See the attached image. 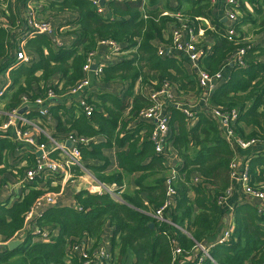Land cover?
<instances>
[{
	"label": "trees",
	"instance_id": "trees-1",
	"mask_svg": "<svg viewBox=\"0 0 264 264\" xmlns=\"http://www.w3.org/2000/svg\"><path fill=\"white\" fill-rule=\"evenodd\" d=\"M6 1L0 3L4 5ZM35 1L41 2V19L74 14L76 19L71 22L73 31L69 35H76V41L67 47L54 46L53 39L46 35L23 39L13 29L14 23L5 21L4 14L0 25V78L12 66V47L19 42L25 41L29 50L41 56L38 63L7 73L11 93L3 100L5 110L17 108L23 97L31 103L40 97L45 99L48 90L53 89L58 98L52 102L50 117L41 119V126L47 129L49 120L54 121L51 137L57 141L70 135L90 139L89 144L78 146L85 168L99 182L120 188L134 177L136 189L120 198L80 191L74 195L75 206L55 204L32 222L34 229L50 232V241L41 240V235H34V229H28L25 243L9 251L7 243L25 230V217L36 201L48 193L62 195L63 188L71 185L63 176L55 175L47 182L44 178L38 180L43 188L33 189V183L24 179L19 199L11 205L0 203V264H83L73 252L74 247L90 239L96 248L107 227L113 230L112 264H123L130 257L131 264H195L194 259L202 256L200 248L209 249L214 261L204 259L201 264H264V216L254 206L257 201L240 202L232 213L218 204L233 184L231 164L235 157L218 120L200 108L194 111L197 123L191 126L179 108L168 107L169 141L182 161L174 168L167 165L166 157L156 151L151 141L154 124L139 118L142 110L153 105L143 89L160 91L168 84L179 98L201 97L198 76L189 69L188 61L172 51L159 54V43L165 50L171 48V36L165 38L168 28L185 25L198 36L200 67L210 76L234 59L228 81L214 92L210 105L221 112L238 113L234 123L237 137L264 142V46L251 44L243 31L246 25H255V34L264 33V0H239L240 17L235 24L237 36L233 38L226 25L215 18L210 0H176L177 6H171L170 0H147L146 5L143 0H113L106 7L111 20L102 19L90 0ZM204 19L210 23L202 24ZM18 27H22V21ZM58 35L60 30L59 39ZM104 41L116 42L127 54L120 62L104 67L101 80L122 83L125 91L90 96L87 102L94 112L87 117L77 104L67 106L60 96L85 78L87 55ZM212 42L214 46H210ZM240 50L244 51L241 56ZM137 83L142 91L135 93ZM28 116L38 121L37 113L31 111ZM2 121L0 115V126ZM243 126L253 127L252 131L246 135ZM95 139L104 141L95 143ZM40 141L45 143L47 139L41 137ZM253 147L241 153L250 158L246 164L249 187L261 190L264 146L258 150ZM17 149L0 131V189L22 180L27 168L35 164L34 153L20 156ZM112 149L117 150L119 170L109 173L111 161L107 153ZM173 171L176 178L171 187L175 191L172 198L167 179ZM73 172L75 180L84 175L80 170ZM195 179L199 182L194 183ZM169 201L173 204L165 210L164 220H156L153 215ZM229 219L234 228L230 240L224 244H216L218 238L211 242L221 235L224 222ZM176 249L181 250L180 255L175 256Z\"/></svg>",
	"mask_w": 264,
	"mask_h": 264
},
{
	"label": "built area",
	"instance_id": "built-area-1",
	"mask_svg": "<svg viewBox=\"0 0 264 264\" xmlns=\"http://www.w3.org/2000/svg\"><path fill=\"white\" fill-rule=\"evenodd\" d=\"M14 1V0H12ZM17 1V0H15ZM92 5L97 9V13L104 20H111L113 17L110 16V13L106 11V7L109 2L113 0H90ZM104 1L105 5L102 6L101 2ZM218 0H210L212 5H215ZM225 12L227 22L231 23L227 26L226 30L230 38L237 36L235 24L239 22V10L240 6L239 0H224ZM6 6L0 3V25H3L4 14ZM28 11L24 13L22 20V27L19 28V33L22 35L23 39L31 38L39 35H46L51 37L54 41V46H62L61 41L56 37L57 28L53 23L52 19H39L37 17L36 10L32 6H27ZM167 14V13H165ZM178 17V14L176 15ZM173 27L171 30V48L169 53L178 54L181 59L182 57L188 61L194 73L197 74L199 84L201 87V97L205 108H207L206 115L214 117L218 120L220 128L225 136L226 141L231 145L234 150V160L231 164V180L232 183H237L242 189V193L245 198L243 201L254 203L257 201V204H254L258 213L264 216V187L261 190H253L249 187V175L247 171V165L244 167H239L236 162L237 150L246 151L247 149L262 144L264 142L259 141L258 139L244 140L235 135L234 123L238 117L236 111L232 112H221L212 105H210V98L217 89V85L223 80L222 71L214 76H210L207 72L203 71L200 67L201 61V50L198 47V36L193 32L192 29H188L185 25L180 27ZM107 45L110 48L111 52L114 54H121L120 46L113 41H104L100 42L98 46ZM164 50L159 51L160 56L169 54ZM244 54L243 50L238 52V55L241 56ZM14 62L12 66L6 71V74L0 78V115L3 116V121L0 126V131L2 134H5L13 143L18 146L17 151L20 156L26 155L28 152H32L36 155L35 164L32 167H28L26 170L25 177L19 181V183L24 184L25 181L32 182L33 189H39L41 185L38 184L42 178L51 179L55 175L63 176L64 181L71 183H76L73 171L80 170L84 172V175L79 177L77 180L82 181L86 175H90L93 179L92 174L85 168V165L82 162L78 146L80 144H89L90 139L73 137L72 135L68 136L62 141H57L48 135L47 131L41 126V119L43 117H50V107L52 102L57 98L53 89L48 90L47 98L36 99L33 103L29 101L27 97H23L20 105L11 110H5V103L3 102L6 99V96L10 94L11 89V80L7 75L8 72L19 69L22 67H28L34 62V58L26 52L24 44H19L16 46V49L12 51ZM96 56L95 51L90 52L87 55L86 63L84 66L85 74L91 72V67ZM242 65V64H241ZM96 72L99 74L102 73V68H98ZM90 82L88 77L85 78L74 88L69 90L70 96L82 95L81 100H78L79 107L84 111L87 117H90L94 109L92 106H89L86 97L89 93ZM148 99L153 103L151 107H148L142 110L139 113V118L146 121H150L154 124V130L151 135V141L154 143L156 151L168 157L169 149L171 148L170 138V116L168 113L169 106H175L179 108L190 120L191 126L195 123L196 118L194 117V110L190 107H186L183 104H167L165 101H172L175 97L173 88L166 84L160 91H151V89H143ZM142 91V89L140 90ZM36 107L34 110L38 114V121L31 120L28 116V113L31 111V105ZM25 109V113L19 114L21 110ZM43 136L47 139V142L41 143L39 140ZM68 142L73 143L72 148H68L66 144ZM41 152L42 155L37 157V153ZM176 173L173 171L171 176L167 179V186L169 189V195L173 198L175 191L171 189L173 182L175 181ZM95 179V178H94ZM36 182V183H35ZM197 179L194 180V183H198ZM233 184L231 188L227 191L225 197L220 198L218 204L221 207H227V199L229 193L234 188ZM55 186V184H53ZM90 192H93L98 195H110L113 198H120L123 194L122 188H115L107 184H103L99 181L92 180L87 183L85 187ZM58 195L55 193H48L43 197L39 198L31 210L25 217V229H34L32 222L35 219L41 217L44 209L54 206L56 204ZM240 201V202H243ZM172 202H167L163 207L159 208L153 217L156 220H164L165 210L172 207ZM233 208H228V212L233 211ZM233 228V223L231 219L224 222V228L222 230V235L216 244H224L230 240ZM34 235H41V238L50 241V232L49 231H40L38 228H35L33 231ZM211 248V247H210ZM73 252L79 255L83 264H112L113 256L110 253V250L107 247L100 243L96 248H94L93 243L90 239L84 240L81 244L74 247ZM199 252L202 253V256H198L195 264H201L204 259H209L212 262L213 259L209 254V249L200 248ZM175 256L181 254L180 249L174 251Z\"/></svg>",
	"mask_w": 264,
	"mask_h": 264
},
{
	"label": "crops",
	"instance_id": "crops-1",
	"mask_svg": "<svg viewBox=\"0 0 264 264\" xmlns=\"http://www.w3.org/2000/svg\"><path fill=\"white\" fill-rule=\"evenodd\" d=\"M147 0H143V4L146 5L147 4ZM6 4H4L6 6L5 8V15H6V22L7 21H12L14 23L15 26H13V29L15 31H20L18 28V25H20V21L23 20V17H24V13L26 11H28L27 9V6H32L35 10H36V15L39 19H41V15H40V10H41V2L39 1H35V0H29L27 2V4H24L23 3V0H17V1H12V0H7L5 2ZM170 5L171 6H177L178 3L176 2V0H170ZM162 7V4L160 5ZM185 7L189 6V4H185L184 5ZM212 13L214 14L215 18L217 20H221L223 24L226 25V28L227 26H229V22L225 23L224 20L226 19V12H225V6H224V0H218L217 3L215 5H212ZM4 18V17H3ZM53 23L55 24L56 28H57V32L58 30H60V36H59V40L61 41L62 45L64 46H67V47H71L74 42L76 41V35H73V34H70L73 30L70 29L72 27L71 25V22L73 20L76 19L75 15L72 14V13H63V14H58L56 16H54L53 18H51ZM203 21H206L207 24L210 23V21L208 19H204ZM215 22V20H214ZM11 25H13L11 22H10ZM251 26V25H250ZM171 30H173V27L170 26L167 30V34L165 35V38H169L170 35H171ZM243 31H244V35L247 36V33L245 31V27L243 28ZM56 37H57V34H56ZM35 37H31V38H26V39H33ZM247 38L249 39V42L251 44H257V45H263L264 46V33H260V34H255V32L253 34H251L250 36H247ZM24 44L25 46V49H26V52L29 53L33 58H34V64L35 63H38L40 61V54L37 53L36 51H32V50H29L26 46V42L25 41H21L18 43L19 44ZM16 44V41L14 40V44L13 46H15ZM120 46V50H121V54H114L111 52L110 48H108L107 45H102V46H98L97 49L95 50V53H96V56L94 57V61H93V64H92V67L94 65H96V70L98 68H104L106 66H110V65H114L118 62L121 61L122 57L127 54L126 51H123V47L121 45ZM163 45L161 43H159V48H160V51L161 50H164L166 51L167 53H169V49L165 50L163 47ZM210 46H214V43L212 42L210 44ZM16 49V47H12V51H14ZM57 48L55 47V50ZM178 55V54H177ZM178 57L181 59V57L178 55ZM262 60H264V57L262 58ZM233 61L234 59L231 60V62L225 66L223 69H222V75H223V80L217 85V89L218 90L221 85H223L224 83H226L229 79V75L231 73V67L233 66ZM92 67H91V72L89 74L86 75V77H88L89 79V82H90V87H89V93L88 95L86 96H83V98L86 97V100L90 98V96H94V94H97V93H114V94H121L123 91H125V86L122 84V83H106V82H102L101 80V77L103 75V71L102 73L100 74V76H98L99 74L96 72V70H92ZM189 69L193 71L192 69V66H189ZM56 81H58L57 79H55ZM142 89V87L140 86L139 83L136 84L135 86V93H138L140 92V90ZM9 95L6 96V98L8 97ZM176 96V94H175ZM58 98V96H57ZM56 98V99H57ZM82 98V95H76V96H70L69 94H64L62 96H60V99L65 101V104L67 106H71L73 104H77L78 105V100H81ZM177 99H179V97L176 96ZM182 98H184V102H186V104L190 105V106H194L193 110L194 111H199L200 108H202L205 111H207V108H205V106L203 105L202 101H200V98H196V97H192V96H182ZM181 98V99H182ZM186 98V99H185ZM4 102V101H3ZM31 105V111L34 112V110H36V107L32 104ZM79 106V105H78ZM52 107V106H51ZM202 110V111H203ZM30 111V112H31ZM35 113V112H34ZM51 120H49L50 122ZM49 122L47 123L48 125V128L45 130L47 131L48 135L51 136V134H53V126L55 124L54 121H51V123L49 124ZM197 122L195 121V123L192 125L194 126ZM220 127V125H219ZM244 127V130H245V134H249L251 131H252V128L253 127ZM221 129V128H220ZM43 137V136H41ZM41 140V138L39 139ZM62 141V140H60ZM104 140L103 139H95L94 142L95 143H100V142H103ZM264 146V143L262 144H258L256 146L253 147V149H256L258 150L259 147H262ZM232 148V147H231ZM233 149V148H232ZM247 151V150H246ZM243 152L242 150H237V158L235 159L236 162L238 163L239 167H244L250 158H247L242 155L244 153H241ZM109 156V159L111 161V165L109 167V170L108 172L111 173V172H118L119 170V166H118V159H117V150L116 149H112L110 152L107 153ZM235 155V154H234ZM182 164V161L181 159L178 157L177 153L175 152V150L172 148L169 149V155L167 157V165L168 166H171V167H174V168H178V166H180ZM93 176V175H92ZM95 177L93 176V180H96L98 181L96 178L94 179ZM20 180H16L14 183L11 182L7 185H9V187L7 186L5 189H3V186L2 189L3 190H0V192L2 191V193L0 194V203L2 202H8V205H11L13 204L17 199H19L20 195H21V190L22 188L24 189V184L22 183H19ZM128 181H130V183H127ZM134 177H130L126 180V182L124 183L122 189L124 190L123 193H130V192H133L135 191V186H134ZM11 185H13V187H11ZM109 186H113L115 188H120L118 187L117 185H109ZM75 189L73 187V189L68 190L66 192V196L63 195V196H60L58 199H57V207L61 206V207H73L75 206V202H74V195L77 194L78 192L80 191H83L84 189H86L85 187L86 186H82L81 184V181L80 180H76V183H75ZM233 189L231 190V192L229 193V196H228V199H227V207H226V210L228 211V208H235V206L239 205L240 201H243L245 196L244 194L242 193V189L240 187V185L238 184H234L233 185ZM42 184H41V189H42ZM9 192V193H8ZM60 204V205H59ZM27 230L25 229L18 237L17 239H13V240H23L24 239V236H25V232ZM112 234H113V230L110 228V227H107L105 229V232H104V235L101 239V243L104 244L108 250H111L110 248V242H111V237H112ZM54 235L57 236V231H54ZM221 235H222V232H221ZM221 235H219L218 237H216L215 239H211V242L212 241H216V239L218 238V240L220 239ZM36 242H39L40 240H37L35 239ZM41 240H44L41 238ZM209 247H212V244L209 245ZM133 258L130 257L127 261H131L132 262ZM126 261V262H127ZM131 264V263H130Z\"/></svg>",
	"mask_w": 264,
	"mask_h": 264
},
{
	"label": "rangeland",
	"instance_id": "rangeland-1",
	"mask_svg": "<svg viewBox=\"0 0 264 264\" xmlns=\"http://www.w3.org/2000/svg\"><path fill=\"white\" fill-rule=\"evenodd\" d=\"M202 24H204V25H206L207 24V22L206 21H202ZM256 26L254 25V26H250V25H246L245 26V31H246V33H247V36H250L251 34H253L254 32H255V30H256ZM186 99V98H185ZM184 100V98H179V99H177L176 98V96L175 97H173V99H172V101H170V100H166L165 102L167 103V104H173V103H176V104H183L184 106H186V107H190V108H194V106H190V105H188V104H186V102H184L183 101ZM93 179H92V177L90 176V175H86L83 179H82V181H81V184H82V186H87V183L88 182H90V181H92ZM67 183V182H66ZM127 183H130V181H128ZM71 185L69 186V185H66L65 186V188H63V190L61 191L62 192V195H58V198L60 197V196H63V195H65L66 196V192L68 191V190H70L71 191V189H75L76 187H75V182L74 183H70ZM235 184H237V183H235ZM234 185V184H233ZM9 187V185H6L5 187H3V189H5L6 187ZM69 186V187H68ZM11 187H13V185H11ZM68 187V188H67ZM71 187H73V188H71ZM14 188V187H13ZM3 189H0V190H3ZM1 193H2V191H1ZM9 193V192H8ZM57 198V199H58ZM230 209V208H229ZM130 263H132L131 261H127V262H125V263H123V264H130Z\"/></svg>",
	"mask_w": 264,
	"mask_h": 264
},
{
	"label": "water",
	"instance_id": "water-1",
	"mask_svg": "<svg viewBox=\"0 0 264 264\" xmlns=\"http://www.w3.org/2000/svg\"><path fill=\"white\" fill-rule=\"evenodd\" d=\"M101 5L104 6V5H105V2L102 1V2H101ZM224 22L227 23V19H225ZM92 70H96V65H94V66L92 67ZM23 113H25V109H23V110H21V111L19 112L20 115L23 114ZM66 146H67L68 148H72V147H73V143L68 142V143L66 144ZM41 155H42L41 152L37 153V157H40ZM153 226H154L153 224L150 225V227H153ZM24 243H25L24 240H11V241H9V242L7 243V247H8V249H9V251H13V250L17 249L19 246L23 245Z\"/></svg>",
	"mask_w": 264,
	"mask_h": 264
}]
</instances>
